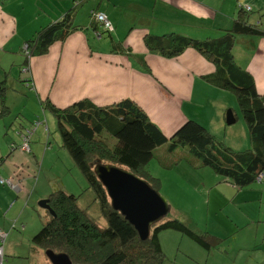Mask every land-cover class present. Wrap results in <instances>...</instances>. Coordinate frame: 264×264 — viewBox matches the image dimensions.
<instances>
[{"label":"crops","instance_id":"1","mask_svg":"<svg viewBox=\"0 0 264 264\" xmlns=\"http://www.w3.org/2000/svg\"><path fill=\"white\" fill-rule=\"evenodd\" d=\"M75 1L0 0V231L6 234L4 241L0 238L3 251L0 264H52L47 256L49 251L33 244L32 236L37 230L31 227L27 200L33 201L38 191L37 187L29 196L32 173L40 165L31 148L39 129L14 121L16 104L38 99L44 109L46 104L66 109L81 101H90L98 107L132 101L168 138L188 121H195L217 139L227 142L220 134L228 135V126H232L227 124L231 105L225 94L232 91L210 84L208 78L215 74V66L195 50L172 60L153 55L145 40L155 34H174L199 41L220 39L239 21L252 26L257 34L236 36L235 60L252 75L258 94L264 97V0H87L81 5ZM97 13L109 17L114 26L111 33L95 23ZM68 15L72 16L71 21ZM62 23L72 31L64 43L57 42L42 57L28 59L24 55L26 44L40 31L59 24L63 28ZM231 110L240 124L239 112ZM43 123L46 143L42 154L46 158L52 146L46 122ZM243 127L245 147L251 144V138L246 125ZM28 134L31 152H23ZM43 149L35 152L40 155ZM184 167L200 179V175H212L213 184L227 183L214 172L202 170L205 173L202 174L188 164ZM261 177L262 180L245 188L227 183L233 202L242 204L248 219L243 226L234 220L231 222L235 226L226 223L233 230L231 235L213 233L223 240L220 250H212L209 256L181 238L182 243L199 254L200 262L264 264V173ZM197 184L195 190L201 187L208 190L207 183ZM214 189L208 190L209 198L216 193L226 201L221 205L228 206L230 198L219 187ZM46 198L49 197L45 194L39 197L43 201ZM248 209L255 213H248ZM170 213L169 207L168 217ZM246 228L252 230L239 236L238 230Z\"/></svg>","mask_w":264,"mask_h":264},{"label":"trees","instance_id":"2","mask_svg":"<svg viewBox=\"0 0 264 264\" xmlns=\"http://www.w3.org/2000/svg\"><path fill=\"white\" fill-rule=\"evenodd\" d=\"M67 19L71 21L72 16ZM71 33L65 24L63 28L59 24L40 31L26 44L24 55L28 59L45 56ZM256 34L252 26L239 21L220 39L199 41L170 34L148 36L145 40L153 55L172 60L195 50L215 66L216 72L208 81L236 94L251 138V149L246 152H233L195 121H188L168 138L132 101L108 107L81 101L66 109L46 104L45 109L57 120L63 147L95 192L107 226L101 227L87 211L81 210L77 197L56 190L47 199L49 220L34 237L33 244L45 251L68 255L73 264H164L159 237L164 231L179 232L209 252L219 249L222 239L199 234L178 219L167 217L153 227L147 241H142L136 229L112 208L96 167L101 163L117 166L146 181L150 177L147 166L158 149L167 146L169 154L178 156V164L185 162L195 170L211 169L237 188L257 182L264 173V97L258 94L252 75L238 65L234 56L236 36ZM145 71L152 74L149 68ZM2 109L4 114L5 107Z\"/></svg>","mask_w":264,"mask_h":264},{"label":"rangeland","instance_id":"3","mask_svg":"<svg viewBox=\"0 0 264 264\" xmlns=\"http://www.w3.org/2000/svg\"><path fill=\"white\" fill-rule=\"evenodd\" d=\"M150 36L161 37L163 34ZM104 37L109 39L108 34H104ZM203 39L206 40L207 37H203ZM225 94H227L226 98L231 105V108L227 111V117L230 114V110L234 109L239 112L241 120L240 124L238 122L232 126H228V135L223 136L224 132L220 134V137H224L227 142H225L223 138H215L218 142L223 143L225 147L229 148L233 152L239 153L248 151L251 149V144L247 143L245 147L243 146L245 140V129L243 126H245L246 123L240 110L237 96L235 93L228 91H226ZM14 112L15 115H17V119L14 121H18L19 123L23 121L33 125V129H39L33 137L31 148L33 153L37 155L40 165L37 168L36 173H32V180L29 183V196L36 190L37 187L38 191L33 201L30 202L29 198L27 199L31 209L30 212L32 214L33 223L31 227H35L37 230L34 232L32 237L34 238L35 235L41 231L43 225L49 220L48 212L42 209L39 205V203L43 201L39 199L40 195L45 194L46 197H50V195L56 190H63L66 193L77 197L80 209L87 211V214L94 222L105 228L107 226V221L102 215L99 203L96 201L95 192L90 189L88 181L81 170L77 167L72 156L67 150L63 149L64 147L61 136L58 133V123L55 116L49 110L44 109L38 99L36 101H28L26 104H16L14 106ZM208 112H211V110H208ZM43 122H46L52 146V148L48 151L49 154L46 158L42 154L46 143V131L44 128L45 123ZM246 129L248 130L247 125ZM231 130H235V132L232 133ZM41 134H44L42 139L40 137ZM37 149H43L41 150L40 155L35 152ZM52 150L53 152H51ZM168 154L169 152L167 153V148L165 146L161 150L158 149L156 157L147 166V171L149 172L150 177L146 179V182L149 183V185L157 191L161 197L167 200L168 206L171 208V213L169 217L166 218L167 220L178 219L181 223L189 226L199 234L207 232L208 229L211 232L207 233L210 235L212 234L211 236L214 237L216 236L213 233L231 235L233 230H231L229 225L226 223L233 220L238 222L240 226L245 225V219L248 218L241 209L242 204L239 202H233L234 198L227 188V186H229V184H227L229 183L228 181L220 177L227 183L213 184L212 181L214 180V177L210 174L200 175V179L192 170L189 172L186 171L184 166L187 163L181 162L178 164V156L171 154L168 156ZM31 157L34 158V156ZM204 170L213 174L211 169ZM196 171L198 173L205 174L202 170ZM199 181L207 183L208 190H211L212 187L216 189L219 187L225 197L227 199L230 198V204H228V206H222L221 204L226 201L224 198H220L216 193H213L211 198H209L210 191L204 189V187H201L199 191L195 190V185H198L197 183ZM46 199H44V201H46ZM247 212L253 214L255 213V211L251 209H248ZM231 223L234 224V226L236 225L235 222ZM250 230L252 229L246 228L242 231L238 230V234L239 236L240 234H247ZM159 237L160 240H162L161 245L165 256L164 264H205L204 262H200V256L198 253L193 252L186 246L185 243L181 242V238H184V240L188 241L194 247H197L199 250L205 254H209L210 256L209 251L204 250L190 238L179 232L164 231ZM222 245L216 251L220 250Z\"/></svg>","mask_w":264,"mask_h":264},{"label":"water","instance_id":"4","mask_svg":"<svg viewBox=\"0 0 264 264\" xmlns=\"http://www.w3.org/2000/svg\"><path fill=\"white\" fill-rule=\"evenodd\" d=\"M227 123L235 124L234 116L228 115ZM96 172L107 190L112 208L136 229L142 241H147L153 227L168 217L167 200L145 180L123 168L101 163L96 167ZM40 206L50 210L48 200ZM47 256L52 264H73L65 254L49 251Z\"/></svg>","mask_w":264,"mask_h":264},{"label":"built area","instance_id":"5","mask_svg":"<svg viewBox=\"0 0 264 264\" xmlns=\"http://www.w3.org/2000/svg\"><path fill=\"white\" fill-rule=\"evenodd\" d=\"M87 0H76V5H81L82 3L86 2ZM247 11H251V8L247 7ZM94 21L97 25H99L105 32L111 33L114 30V26L112 22L110 21L109 17L104 13H97L94 16ZM27 48V47H26ZM31 139V134H28V136L24 140V144L22 147V150L31 152L29 141ZM259 180H262V177L259 178ZM4 182L3 180H1ZM0 238L2 241L5 240L6 234L0 231ZM0 257H3V251L0 248Z\"/></svg>","mask_w":264,"mask_h":264}]
</instances>
